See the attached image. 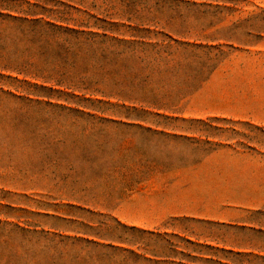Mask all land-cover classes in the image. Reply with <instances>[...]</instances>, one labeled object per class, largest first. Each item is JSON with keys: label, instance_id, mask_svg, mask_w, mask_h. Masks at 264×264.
Segmentation results:
<instances>
[{"label": "rangeland", "instance_id": "374dc122", "mask_svg": "<svg viewBox=\"0 0 264 264\" xmlns=\"http://www.w3.org/2000/svg\"><path fill=\"white\" fill-rule=\"evenodd\" d=\"M17 1L3 5L20 14L38 13L29 19H42V24L0 23V70L6 69L0 72V264H120L103 259L90 244L182 245L184 235L168 230H189L184 221L168 226L165 219L110 215L120 198L133 199L124 189L161 172L150 169V163L165 161L166 138L146 131H204V121L156 116L152 107L197 113L191 106L197 103V91L152 89L153 84L143 83L144 67L149 59L159 66L169 56L180 64L178 71L195 73L248 56L246 47L264 45V0ZM45 21H66L71 27L87 23L93 32L104 27L123 35L130 32L127 26L139 27L134 35L155 46L146 49L108 38L100 56L96 37L87 57H66L52 46ZM167 36L177 44L168 43ZM121 49L151 55L141 64L138 79L130 58L116 61L113 51ZM21 57H33L42 78L69 71L66 84L103 87L110 96H82L54 82L16 76L10 70L22 68ZM86 71L88 81L74 80ZM42 166L54 173L43 182Z\"/></svg>", "mask_w": 264, "mask_h": 264}, {"label": "crops", "instance_id": "0c3cea01", "mask_svg": "<svg viewBox=\"0 0 264 264\" xmlns=\"http://www.w3.org/2000/svg\"><path fill=\"white\" fill-rule=\"evenodd\" d=\"M126 28L127 35L107 30V37L154 48L153 40L134 35L139 27ZM246 49L250 54L228 59L231 65L185 74L169 56L155 66L146 50L113 51L118 63L130 58L136 79L147 60L143 83L153 84L152 89L197 91V103L191 105L195 114L151 109L158 117L204 121V131H146L166 138L165 161L150 163V169L163 172L124 189L133 199L120 198L110 209L114 217L165 219L168 226L184 221L189 230H168L183 234L184 243H168L164 249L122 242L90 244L100 257L120 264H264V45ZM49 176L54 173L42 166V182Z\"/></svg>", "mask_w": 264, "mask_h": 264}, {"label": "trees", "instance_id": "16d2710c", "mask_svg": "<svg viewBox=\"0 0 264 264\" xmlns=\"http://www.w3.org/2000/svg\"><path fill=\"white\" fill-rule=\"evenodd\" d=\"M17 0H0V23H19V24H34V25H41L42 19H29V17L34 18L37 17L38 13H31V12H24L23 14H20L21 11H17L16 9H13V7L9 5H3L5 3H17ZM22 2V1H20ZM29 8L35 7V5L29 4V2L23 1ZM77 10V9H73ZM86 12H84V15ZM90 17V16H87ZM66 21H60V22H50L45 21L43 22V25H45L46 28L52 31L51 39H52V46L54 48H57L59 50H63L65 52V56L69 57H80L84 58L87 57L90 50H91V42L93 38L98 37L100 41V56L104 55V47L103 43L105 39H108L107 37V29L104 27H100V32H93L91 28L88 26L87 23H82L80 25H73L72 27L69 26V24L65 23ZM65 24V25H63ZM112 40V39H111ZM115 43L120 44L119 41H115ZM21 69H12L10 70L11 73H14L16 76H22L24 79H29L33 81H42L44 83H52L54 82L56 86L62 89L70 90L73 93H82V96H89V97H100L103 99L109 98V93L106 92V90L103 87H91L89 85H83L81 83H74V84H66L68 80H70L68 77L70 75L69 71H63V72H56L58 77L55 79L51 78H42V71H39L38 69V63L34 61L33 57H21ZM66 63V62H65ZM69 63V62H68ZM0 72H6L5 70H0ZM72 73V72H71ZM76 74V73H75ZM89 73L82 72L81 74H78L77 77L74 80L82 81H88ZM115 98L117 101H123L120 97L119 93H115Z\"/></svg>", "mask_w": 264, "mask_h": 264}]
</instances>
